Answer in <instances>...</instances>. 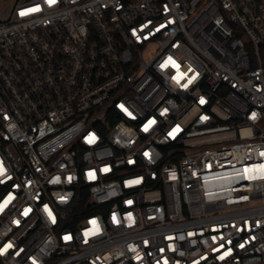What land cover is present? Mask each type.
I'll return each instance as SVG.
<instances>
[{"label": "built area", "instance_id": "built-area-1", "mask_svg": "<svg viewBox=\"0 0 264 264\" xmlns=\"http://www.w3.org/2000/svg\"><path fill=\"white\" fill-rule=\"evenodd\" d=\"M15 3L0 264H264V0Z\"/></svg>", "mask_w": 264, "mask_h": 264}, {"label": "rangeland", "instance_id": "rangeland-1", "mask_svg": "<svg viewBox=\"0 0 264 264\" xmlns=\"http://www.w3.org/2000/svg\"><path fill=\"white\" fill-rule=\"evenodd\" d=\"M16 0H0V19L8 18L14 8Z\"/></svg>", "mask_w": 264, "mask_h": 264}, {"label": "snow or ice", "instance_id": "snow-or-ice-1", "mask_svg": "<svg viewBox=\"0 0 264 264\" xmlns=\"http://www.w3.org/2000/svg\"><path fill=\"white\" fill-rule=\"evenodd\" d=\"M51 2H54V0H51ZM24 13H21V15H23Z\"/></svg>", "mask_w": 264, "mask_h": 264}]
</instances>
